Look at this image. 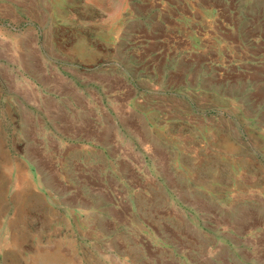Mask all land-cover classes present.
I'll use <instances>...</instances> for the list:
<instances>
[{"label": "rangeland", "instance_id": "obj_1", "mask_svg": "<svg viewBox=\"0 0 264 264\" xmlns=\"http://www.w3.org/2000/svg\"><path fill=\"white\" fill-rule=\"evenodd\" d=\"M250 2L234 0L245 26L247 14L264 12L263 3ZM6 5L0 1V264H264V48L219 40L212 55L194 35L188 50L161 66L176 70V86L158 93L176 123L137 125L142 116L130 103L122 156L73 148L61 158L50 151L69 142L71 124L83 118L63 115L55 103L116 102L94 87L107 60H96L88 42L120 30L79 8L95 22L30 34ZM213 18L209 28L223 25ZM46 36L81 39L75 47L85 82L41 73V59L58 73L64 65ZM138 88L145 109L153 93L146 83ZM100 159L112 168L122 160L125 175L137 168L147 181L91 182L102 181L97 172L84 187L63 186Z\"/></svg>", "mask_w": 264, "mask_h": 264}, {"label": "crops", "instance_id": "obj_2", "mask_svg": "<svg viewBox=\"0 0 264 264\" xmlns=\"http://www.w3.org/2000/svg\"><path fill=\"white\" fill-rule=\"evenodd\" d=\"M0 1L7 4L6 7L13 13L15 25L23 24L30 34L37 29H53L59 26L75 28L79 21L84 20V17L80 16L79 8L98 12L106 26L120 30V35L116 38H94L88 42L89 51L96 60L103 57L107 60L102 78L93 81L94 87L101 93L102 98L104 94L116 102L102 99L93 103L75 100L55 103L56 109H65L63 115H78L83 118L71 124L69 142L60 143L55 150L51 148L50 152H56L61 158L67 157L73 148L94 152L107 158L117 153L122 156L123 148H126V119L129 114H133L128 109L130 103L134 112L142 116L138 121L134 118L133 122L137 125H157L167 129L176 123L178 116L173 106L162 102L158 97L159 92L176 86V70L168 69L169 65H166L164 72H161V66L163 62L167 63L170 58L188 50L195 41L194 35L200 36L206 51L212 55L217 52L214 45L219 40L238 48L244 44H256L264 48V29L261 26L264 22V12L247 14V20L250 22L245 26L241 23L243 15L234 6V0H31L29 3H22L20 0ZM254 1L264 4V0H251L250 4L255 3ZM34 13L39 14V20L33 16ZM213 16L223 22V25L216 24L212 29L209 28V21L214 24ZM84 21L94 23L95 19L87 17ZM246 29L250 34L243 36L242 33ZM45 38L46 42L49 39L55 45L52 54L57 60H62L64 65L58 73L41 59V73L57 78L71 77L76 84L79 83V63L85 60L75 45H78L81 39L59 36ZM64 43L68 45V50L62 49L61 52L59 45ZM177 67L179 66L177 65L176 69ZM128 69L132 70V76L128 75ZM144 83L149 85V93H153L145 109L139 105L144 104L148 98L141 94L138 88V85L143 86ZM63 91L65 92L64 88ZM122 165L120 160L119 165L112 168L100 159L91 162L86 170L79 168V177L65 178L61 182L64 187L81 188L84 187V177L90 174L95 176L97 172L104 180L93 179L91 182H107L108 185L112 179L118 186L127 182L138 186L139 183L147 181L144 171L129 168L125 175ZM174 170L170 167L173 174L176 173ZM70 201L79 203L80 200L74 197ZM65 249L70 251L67 246ZM71 250L74 252L73 248Z\"/></svg>", "mask_w": 264, "mask_h": 264}]
</instances>
